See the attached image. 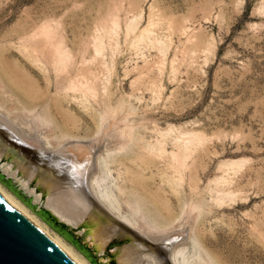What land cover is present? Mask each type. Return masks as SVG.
Masks as SVG:
<instances>
[{"label": "rangeland", "instance_id": "374dc122", "mask_svg": "<svg viewBox=\"0 0 264 264\" xmlns=\"http://www.w3.org/2000/svg\"><path fill=\"white\" fill-rule=\"evenodd\" d=\"M0 120L173 264H264V0H0Z\"/></svg>", "mask_w": 264, "mask_h": 264}, {"label": "bare ground", "instance_id": "6f19581e", "mask_svg": "<svg viewBox=\"0 0 264 264\" xmlns=\"http://www.w3.org/2000/svg\"><path fill=\"white\" fill-rule=\"evenodd\" d=\"M97 50L100 52L99 49ZM42 152L38 144L17 135L0 120L1 170L6 176L13 178L28 195H32L34 201L43 205L57 222L73 229L84 242L92 245L91 248L101 256L100 258L104 257L101 253L104 252V247L109 241L118 237L123 238L125 243L122 248L124 253L118 256V264H173L174 261L171 259L174 256H170L171 252L166 251L165 242L146 245V242L144 243L146 238L140 236L136 229L134 230V223L132 225L121 218L115 219L107 211L105 213L96 206L94 196L87 191V178L91 168L85 158L86 149L70 151L72 158L65 157L62 152L52 156H45ZM74 153L80 156L79 159ZM0 198L26 218L69 261L73 264H87L78 256L79 254L74 253L71 246L66 245L60 238L52 236L42 226L39 218L1 184ZM140 223V226H135L139 231L145 227L150 228L143 219ZM123 226L124 228L120 229ZM173 239H168L167 242ZM129 246L130 249H127ZM108 261L109 258H106L105 262Z\"/></svg>", "mask_w": 264, "mask_h": 264}, {"label": "water", "instance_id": "95a60500", "mask_svg": "<svg viewBox=\"0 0 264 264\" xmlns=\"http://www.w3.org/2000/svg\"><path fill=\"white\" fill-rule=\"evenodd\" d=\"M0 174L10 179L16 189H20L24 195L31 198V205L36 206V210L43 211L50 223L71 234L72 244L78 241L83 247L91 248L84 242L78 233L55 220L51 213L43 205L34 201L32 195H28L19 185L8 177L0 168ZM123 238H117L116 242L108 248V264H117V258L112 255L113 248L117 244H122ZM146 242V243H145ZM148 245V241L144 240ZM149 246V245H148ZM95 253L96 264H107L104 257ZM0 264H73L65 255L49 241L38 229H36L26 218L19 214L15 209L0 198Z\"/></svg>", "mask_w": 264, "mask_h": 264}, {"label": "trees", "instance_id": "16d2710c", "mask_svg": "<svg viewBox=\"0 0 264 264\" xmlns=\"http://www.w3.org/2000/svg\"><path fill=\"white\" fill-rule=\"evenodd\" d=\"M0 179H1V176H0ZM43 216H44L45 218H47L46 214H44V213H43Z\"/></svg>", "mask_w": 264, "mask_h": 264}]
</instances>
